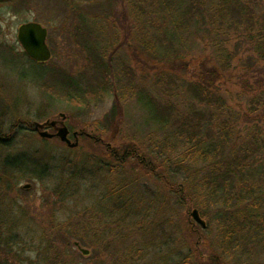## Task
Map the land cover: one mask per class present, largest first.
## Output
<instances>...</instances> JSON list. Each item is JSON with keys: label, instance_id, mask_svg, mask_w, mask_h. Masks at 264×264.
I'll return each instance as SVG.
<instances>
[{"label": "rangeland", "instance_id": "374dc122", "mask_svg": "<svg viewBox=\"0 0 264 264\" xmlns=\"http://www.w3.org/2000/svg\"><path fill=\"white\" fill-rule=\"evenodd\" d=\"M149 1L13 0L0 4V44L4 46L0 45V136L8 139L0 143V186L10 183L1 176L15 157L50 166L51 172L42 178L29 172L13 174L21 192L10 198L24 212L26 219L20 224L34 241L54 239L62 247L53 224H66L64 233L74 264H264V240L260 254L252 248L242 251L240 244L231 251L225 246L221 235L229 222L220 211L219 198L211 192L208 175L215 166H222V156L236 152L235 146L246 141L250 132L258 131L264 144V61L254 50L256 32L253 27L234 28L229 18L222 26L217 19L212 29L207 23L197 24L193 15H188V21L172 17V4L158 7V1ZM247 1L252 6L253 0ZM197 11L190 8L191 14ZM32 21L48 31L52 56L44 67L25 60L16 39L18 26ZM172 23L178 26L172 28ZM251 23L264 32V0H256ZM75 29L88 30L91 46H76L70 37ZM126 35L129 45L121 47ZM55 69L80 91L105 80L108 84L98 89L101 99L88 95L82 105L66 103L53 98L56 91L51 83L50 95L36 86L39 80L48 83L49 72ZM207 76L212 77L210 93L222 102V110H217L220 120L211 124L210 134L221 122L228 123L230 135L222 137L226 142L211 143L215 155L210 154L208 162L183 161L188 150L181 141L173 150L159 154L156 150L170 131L151 120L138 94L163 101V108L205 116L212 109L196 102L194 110L188 108L189 98L179 99L175 84L179 80L196 83ZM114 108L119 114L112 120ZM60 118L71 134L83 131L103 144L79 138L69 148L57 138L41 139L27 127L58 123ZM16 124L20 128H12ZM47 133L54 134L52 130ZM131 147L137 149L135 160L122 161L120 154ZM112 150L118 151V158L109 155ZM257 170L255 196L264 193V160ZM204 181H209L206 188ZM232 183L236 188L237 182ZM25 186L30 188L25 190ZM247 205L238 207V215ZM193 210L204 227L189 218ZM95 227L103 232L95 233ZM74 242L89 254L82 255ZM27 255L34 264L37 255Z\"/></svg>", "mask_w": 264, "mask_h": 264}, {"label": "trees", "instance_id": "16d2710c", "mask_svg": "<svg viewBox=\"0 0 264 264\" xmlns=\"http://www.w3.org/2000/svg\"><path fill=\"white\" fill-rule=\"evenodd\" d=\"M156 1H158L156 4L158 7L172 4L174 9L171 14L172 17H176L173 16L175 14L187 20L188 15H193L194 19L196 17L195 22H197V24L200 23L205 25L207 23L212 29H216L217 26L214 23L217 19L221 20L220 24L222 26L226 18H229V25L232 23L234 28L239 29L240 26L241 29L245 30V27H253L257 36L254 50L259 58L264 61V32L261 29H255L256 26L251 23L254 16V4L256 0L252 1V6L250 5L251 2L247 0ZM188 3L191 4L193 10L198 11L191 14V7ZM201 11L204 14L199 13ZM142 15L147 16V13H143ZM171 26L175 28L178 25L172 23ZM214 72L215 71H213V75L215 74ZM49 75L48 83L39 80L36 86L50 95L48 87L49 83H51L50 85L55 88L56 91L55 94H51L53 98L56 99L57 97L58 100L65 101L66 103L78 101L80 105H82V103L86 102L88 95L94 96L93 98L98 96L101 99L102 95H100L101 93L98 89L108 84L105 80L93 89L88 88L85 91H80L78 86L73 83L71 79L64 77L60 70L55 69L49 72ZM107 77L108 76L105 75V79ZM50 79H52V82H50ZM158 79L159 77L157 80ZM175 86L177 87V96L179 99L186 100L187 98L184 99V96L189 98L186 104L191 110L195 109L193 102L198 104L203 103V106H209L212 110L208 112L209 114L204 112L205 116L200 114L202 112L196 111H191L186 114L185 109L179 110L175 109V107L173 109L172 106L163 108L161 107L163 101L157 102L156 99L152 101L150 98L146 97L144 93H139L138 98L140 100L144 98L145 107L148 110L151 120L164 127V129H168V132L170 131L168 136L165 137L166 140H163L162 145L159 149L157 148L156 151L159 152V154L161 152L171 151L174 149V144L181 141L185 142L186 150H188L184 155L183 161L192 160L196 162L198 160L208 162L209 155H215L214 145L212 146L211 143H214V140L218 139L222 140L218 142L219 144L222 142L225 143L226 140L222 137L225 138L230 135L227 132L229 129L228 123L224 122L218 124L214 128L213 134H210L211 124L216 125L215 120H220V116L217 115V110H222L220 109V106L222 107L220 98L215 97L214 93H210L213 89L212 77L207 76L206 79L200 77L199 82L190 84H185L179 80L178 84H175ZM181 95L183 97H181ZM261 97L264 100V92L261 94ZM263 106L264 105H262V107ZM118 114V110L114 108L112 110V120L115 119ZM251 115H253V113H251ZM205 117L208 118L207 121L202 120L205 119ZM33 125L32 123L27 127L32 131ZM12 128L18 129L20 127L16 124ZM81 133H83V131H81ZM246 137V141L241 140V143L235 146L236 148H234L233 151L236 150V152L228 153L225 158V155L222 156V166H215L208 175L212 179L210 181L212 186L211 192L219 198V203L223 206L220 211L223 214L224 220L227 219L229 222V224L225 225V230L227 232L223 231L221 235L225 246H228L229 251H231L232 247L234 248L236 246L239 248L240 244L242 251L252 248L253 253L257 251L260 254L261 241L264 240V233L258 234L256 230H264V213H260V211L264 212V193L260 192L255 196V189L259 188H257L254 178L256 175H260L257 168L261 165L262 160H264V144L258 135V131L250 132ZM79 138L90 140L84 135L79 136ZM235 139L236 138H234V140ZM7 141L8 139L6 137L0 136V143H5ZM237 141L238 140H236V142ZM237 152L240 153V159ZM117 154L118 151L112 150V153L109 155L118 158ZM136 154L137 149L131 147L130 151H124L120 154V158L122 161L130 158L135 160ZM6 166L4 172H7V174L1 173V175L3 174L1 177L7 179L10 183L5 181L6 183L3 187L0 186V264H33L32 259L27 253H35L37 255L34 264H74L73 256H69L71 252L70 240L64 233L67 229L66 224L61 222L53 224V228L57 230V238L62 247H60L54 239H49L44 241V243L34 241L29 238L28 233L23 232L26 228L22 227L20 224V221L26 219V217H24V212L17 206V201H14V199L11 200L10 198V196L14 195L17 197L21 192L16 186L18 180L14 182L12 176L15 175L13 174L18 172L24 175L29 172L37 175L38 178H42L51 172L50 166L40 165L35 162V160H31L25 156L15 157L12 161H9ZM261 180L264 182V177ZM1 181L2 179H0V184ZM232 181L237 182V184L235 183L237 186L236 188L233 186L234 183H232ZM208 182L209 181L203 182L205 188ZM232 191L234 192L231 193ZM120 192L122 191L120 190ZM118 199L119 196L116 197V200ZM246 204H248L247 206L250 205V207L246 206V208L241 210V214L238 215V207L242 205L245 206ZM254 208L257 210L256 213L254 212ZM239 237H241V240H239ZM223 248L226 250L224 246Z\"/></svg>", "mask_w": 264, "mask_h": 264}, {"label": "water", "instance_id": "95a60500", "mask_svg": "<svg viewBox=\"0 0 264 264\" xmlns=\"http://www.w3.org/2000/svg\"><path fill=\"white\" fill-rule=\"evenodd\" d=\"M12 0H0V3L9 2ZM45 29H43L40 25L35 23H28L22 25L18 30V41L21 44L23 50L27 54V56L38 62V63H46L50 60L51 55L45 44ZM49 127H54L55 122L47 123ZM41 126L38 124L34 125V130L38 132V136L41 139H52L58 138L62 143H64L69 148H74L76 143L71 144L68 140V130L66 127L61 126L55 135L48 134L46 131H39ZM73 137H76V133L73 134ZM25 190L29 189V186L23 187ZM189 218L193 220L194 223L204 227V222L199 218V215L196 210L191 211L189 214ZM80 253L84 256H87L88 251L81 249L75 244Z\"/></svg>", "mask_w": 264, "mask_h": 264}, {"label": "flooded vegetation", "instance_id": "af4514ba", "mask_svg": "<svg viewBox=\"0 0 264 264\" xmlns=\"http://www.w3.org/2000/svg\"><path fill=\"white\" fill-rule=\"evenodd\" d=\"M8 3V2H7ZM3 4V3H2ZM28 23H35V24H39L43 29H45V31H46V33H45V44H46V46H47V48H48V50H49V52L51 53V50H50V48H49V46H48V31H47V29L46 28H44L43 27V25H41L40 23H37V22H26V23H23V24H21V25H19L18 26V28H17V31H16V39H17V42H18V44H19V47L22 49V54H23V56H24V59L25 60H28L29 61V63L31 62V64H33V65H35V66H37V67H44L47 63H38V62H36V61H34V60H32V59H30L28 56H27V54L25 53V51L23 50V48H22V46H21V44L19 43V41H18V38H17V36H18V30H19V28L22 26V25H25V24H28ZM94 35V34H93ZM70 37H72V39H73V41L74 42H76V46L77 47H79L80 46V48H88L89 46H91V44H90V41L92 40V35L91 34H89L88 33V30H86V29H75L74 30V34H72ZM126 39H127V35L126 36H124L123 38H122V44L120 45L121 47H127L128 45H129V43L128 42H126ZM1 45V44H0ZM1 46H3V45H1ZM4 47V46H3ZM51 56H52V53H51ZM86 68L85 69H89L90 67L89 66H85ZM91 68H93L92 67V65H91ZM84 74V73H83ZM64 77H65V75H64ZM80 77V76H79ZM60 119H62V118H60ZM62 122H64V120L62 119ZM62 122L61 123H56L55 124V126L54 127H49V126H45L44 128H42V129H44V130H52L54 133H56V131L62 126ZM60 124V125H59ZM69 133H68V136H67V138H68V140L71 142V139L74 141V143H77V141H78V139H79V136H81V135H84V136H86V134L85 133H81L80 131L79 132H77V134H76V137L74 138L73 137V133L71 134L70 133V131H68ZM96 138H92L91 140L94 142V143H100V144H103V142L101 141V139H96ZM95 233H98V232H103V229L101 230V229H99L98 227H95V229L93 230Z\"/></svg>", "mask_w": 264, "mask_h": 264}]
</instances>
